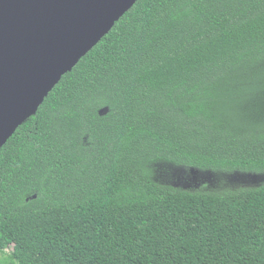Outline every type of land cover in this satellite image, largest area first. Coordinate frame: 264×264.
Returning a JSON list of instances; mask_svg holds the SVG:
<instances>
[{
	"label": "trees",
	"instance_id": "1",
	"mask_svg": "<svg viewBox=\"0 0 264 264\" xmlns=\"http://www.w3.org/2000/svg\"><path fill=\"white\" fill-rule=\"evenodd\" d=\"M264 0H139L0 152V264H264Z\"/></svg>",
	"mask_w": 264,
	"mask_h": 264
},
{
	"label": "water",
	"instance_id": "2",
	"mask_svg": "<svg viewBox=\"0 0 264 264\" xmlns=\"http://www.w3.org/2000/svg\"><path fill=\"white\" fill-rule=\"evenodd\" d=\"M139 0H0V152Z\"/></svg>",
	"mask_w": 264,
	"mask_h": 264
},
{
	"label": "rangeland",
	"instance_id": "3",
	"mask_svg": "<svg viewBox=\"0 0 264 264\" xmlns=\"http://www.w3.org/2000/svg\"><path fill=\"white\" fill-rule=\"evenodd\" d=\"M185 184L184 180H177L174 186L191 191H233L242 188L256 187L264 182V175L245 174L242 172H212L206 180Z\"/></svg>",
	"mask_w": 264,
	"mask_h": 264
}]
</instances>
